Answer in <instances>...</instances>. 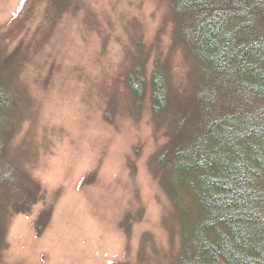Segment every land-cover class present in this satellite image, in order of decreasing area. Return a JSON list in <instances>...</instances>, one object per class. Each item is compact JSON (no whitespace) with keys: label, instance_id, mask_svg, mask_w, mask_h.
Masks as SVG:
<instances>
[{"label":"trees","instance_id":"trees-1","mask_svg":"<svg viewBox=\"0 0 264 264\" xmlns=\"http://www.w3.org/2000/svg\"><path fill=\"white\" fill-rule=\"evenodd\" d=\"M167 4L170 47L181 49L185 75L176 77L160 56L147 71L136 36L127 47L129 66L114 75H123L126 113L137 119L149 100L150 124L163 139L146 167L174 209L168 246L160 250L144 233L135 259L110 264H264V0ZM28 12H14L0 29V264L10 214L29 213L45 193L28 167L26 138L16 139L32 103L19 71L43 41L36 37L29 47L22 35L12 44L14 26L27 25ZM51 18L43 14L35 33L48 37ZM103 119L114 120L110 104ZM132 216L120 221L126 232ZM47 217L41 209L38 231Z\"/></svg>","mask_w":264,"mask_h":264},{"label":"rangeland","instance_id":"rangeland-1","mask_svg":"<svg viewBox=\"0 0 264 264\" xmlns=\"http://www.w3.org/2000/svg\"><path fill=\"white\" fill-rule=\"evenodd\" d=\"M167 7V0H0L2 30L14 12L29 11L27 25L14 26L12 44L22 35L29 47L43 40L19 71L32 103L16 139L26 138L28 167L45 189L29 213L10 214L2 264L132 260L144 233L160 250L168 246L174 209L146 167L163 139L150 124L149 100L137 119L126 113L123 75H114L129 66L130 36L141 41L147 71L160 56L176 77L185 75L181 49L170 47ZM43 14L52 17L48 37L35 33ZM57 14L63 19L54 21ZM108 104L113 121L103 119ZM41 209L48 217L38 231ZM125 213L133 215L128 232L120 223Z\"/></svg>","mask_w":264,"mask_h":264}]
</instances>
